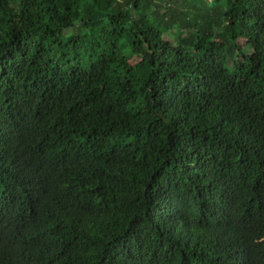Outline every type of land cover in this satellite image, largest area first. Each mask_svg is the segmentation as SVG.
Returning a JSON list of instances; mask_svg holds the SVG:
<instances>
[{"label": "trees", "instance_id": "obj_1", "mask_svg": "<svg viewBox=\"0 0 264 264\" xmlns=\"http://www.w3.org/2000/svg\"><path fill=\"white\" fill-rule=\"evenodd\" d=\"M0 264H264V0H0Z\"/></svg>", "mask_w": 264, "mask_h": 264}, {"label": "rangeland", "instance_id": "obj_2", "mask_svg": "<svg viewBox=\"0 0 264 264\" xmlns=\"http://www.w3.org/2000/svg\"><path fill=\"white\" fill-rule=\"evenodd\" d=\"M165 37H166L167 39H169V38H170V35H169V34H167V35H165Z\"/></svg>", "mask_w": 264, "mask_h": 264}, {"label": "bare ground", "instance_id": "obj_3", "mask_svg": "<svg viewBox=\"0 0 264 264\" xmlns=\"http://www.w3.org/2000/svg\"><path fill=\"white\" fill-rule=\"evenodd\" d=\"M170 4V3H169Z\"/></svg>", "mask_w": 264, "mask_h": 264}]
</instances>
